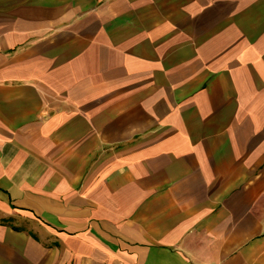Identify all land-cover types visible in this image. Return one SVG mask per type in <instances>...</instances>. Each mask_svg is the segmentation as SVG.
Masks as SVG:
<instances>
[{
	"label": "crops",
	"instance_id": "1",
	"mask_svg": "<svg viewBox=\"0 0 264 264\" xmlns=\"http://www.w3.org/2000/svg\"><path fill=\"white\" fill-rule=\"evenodd\" d=\"M0 264H264V0H0Z\"/></svg>",
	"mask_w": 264,
	"mask_h": 264
}]
</instances>
